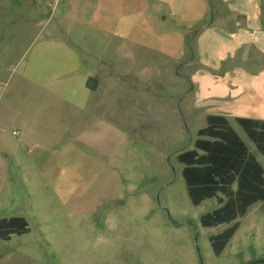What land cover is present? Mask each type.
<instances>
[{
  "label": "rangeland",
  "instance_id": "1",
  "mask_svg": "<svg viewBox=\"0 0 264 264\" xmlns=\"http://www.w3.org/2000/svg\"><path fill=\"white\" fill-rule=\"evenodd\" d=\"M88 1L62 0L57 9L40 0L55 19L47 31H27L16 15L24 5L0 0V114L12 105L14 120L0 139V220L23 217L30 229L0 238V264H264V201L238 219L217 256L210 237L232 224L202 226L219 205L192 203L178 161L207 116L221 114L264 168V155L236 122L264 120V14L247 20L246 0H227L225 8L219 0H120L125 8L107 15L105 32L92 24L103 19ZM61 17L58 37L76 53L49 47L41 61L48 70L54 61L72 63L82 48L91 60L110 39L102 49L119 80L106 77L87 112L45 91L48 79L38 78L51 73L36 56ZM255 32L263 36L258 45ZM84 120L89 141L77 128ZM24 122L36 139L26 140ZM40 123L55 137L57 125L69 133L44 141Z\"/></svg>",
  "mask_w": 264,
  "mask_h": 264
},
{
  "label": "trees",
  "instance_id": "2",
  "mask_svg": "<svg viewBox=\"0 0 264 264\" xmlns=\"http://www.w3.org/2000/svg\"><path fill=\"white\" fill-rule=\"evenodd\" d=\"M88 86L96 90L97 80L89 79ZM236 122L264 155V120L238 117ZM178 161L184 165L183 177L192 203L199 206L205 200L216 199L219 205L202 216V226L232 224L210 237L219 256L238 231V219L245 217L251 206L264 201V168L228 118L221 115L208 116L207 126L198 131L194 148L179 154ZM29 231L23 217L0 220V238L4 240Z\"/></svg>",
  "mask_w": 264,
  "mask_h": 264
},
{
  "label": "crops",
  "instance_id": "3",
  "mask_svg": "<svg viewBox=\"0 0 264 264\" xmlns=\"http://www.w3.org/2000/svg\"><path fill=\"white\" fill-rule=\"evenodd\" d=\"M18 1L21 4V8H22V4L24 5L23 7H25V12H26L25 13L22 10H18L16 14L17 16H20L23 19V24L21 25V28L26 29L28 31L29 29H31V27H34V28H41V31H47L52 21L55 18H52V16H49V18H46L45 9L39 6L40 0H18ZM61 1L62 0H42L44 6H51L50 3L54 2V7L57 9L59 8ZM119 2L120 0H93V2L89 0L87 4L88 3L91 4V7L93 8L97 7L98 9L97 11L99 10L101 11L102 19H103L101 22H92V24L96 23L97 25H99V28H98L99 30H105V32H108V30H110L109 28L110 23H109V19L107 15L111 11H114L116 9L120 10L123 7L119 5ZM245 2H246V12H245L246 17L245 18L247 20H250V21L252 20L256 22L257 18L260 15L264 14V0H246ZM218 4L222 8L228 7L227 0H219ZM3 8L0 7V13L5 12V9L3 12ZM73 9L74 8L71 5V9L70 11L66 12L67 13L66 15L71 17L72 14L74 13ZM26 14H28L29 16H25ZM261 19L264 21V17H261ZM5 20L8 21L9 18L5 16ZM8 22L9 24L11 23L10 21ZM262 23L263 22H261V25H259L258 27L261 26L262 28ZM0 25L2 26L1 21H0ZM54 26L57 27L56 33L48 32V35H47L48 37L44 40V43L42 47L40 48V50L38 51V54L36 56L37 65L38 66L40 65L39 67L41 69H46V71H51V73L42 74V75L40 74L41 76L40 77L38 76V78H41V79L43 78L48 79L49 85H46V83L43 82L44 85H41V87H43V89L47 91L48 93H57V96H59V98L64 103H67L68 105H72L71 103H73L76 105L77 110L81 112H85V111L87 112V110L93 107L92 101L102 89L104 79L108 77V80L110 79L116 80V81L119 80L118 74L116 72L112 71V69H110L109 71V66L111 65V63L109 62V58L104 55V49H102L104 46L105 47L109 46L110 39L103 37L102 40L100 41L101 52H102L101 55L96 56L95 54L94 57L91 60H89L91 56H87L88 53L82 54L83 53V48H82L81 53L80 54L77 53L79 54L77 57L73 56L72 63L70 64L59 63L61 60L59 62L54 61L55 64L52 66V69L48 70L41 62L43 60V57H46L47 55L46 52L44 51H47L49 47H54V48L61 47L60 50L63 49L62 38L58 37V30L62 28V17L60 18V20L57 21V23ZM67 35L68 33H66V36ZM252 35H253L254 44L256 45L260 44L261 40L263 39V36L257 32H255ZM118 37H119L118 42H120V36ZM121 40H122L121 42H125L124 39L121 38ZM73 45L74 44H71V43L68 44L70 48ZM63 50H64V54L67 53L68 55L69 53L71 54V52L76 53L71 50L69 51L66 49H63ZM105 69L108 70L109 73H107ZM56 77H58V79ZM65 77H67V80L69 79L68 77H71L70 79L71 81L62 82L63 83L62 84L61 81ZM89 79L97 80L96 90H92L91 88H89L88 86ZM97 106H101V104ZM5 110H6L5 114L3 113L0 114V139L1 138L3 139V137H5V134L7 135L10 134V132L8 131L7 124L8 123L12 124L10 128H12L14 124V120L9 114V113L12 114L13 106L9 105V107L7 106ZM214 115H221V114H214ZM221 116H225V115H221ZM88 125L89 124L87 121H85V126L83 124V121H81L79 122V126L77 127L82 132L81 133L82 138L80 137V135H77V136H79L81 139L86 140V141H89L93 134L92 131H88L87 129H85L88 127ZM71 126L74 127V124L72 123ZM25 127H26V130L24 129ZM61 127H62L61 125H57V131H58L56 133L57 137L58 136L63 137L65 134L69 133L68 131H66V129L64 131L63 128ZM35 128L37 130L39 129L43 131V123H40ZM20 129H21L20 131L24 129V131L26 132L25 137L27 141H32L31 139H36L35 133H34V127H32L30 123L24 122ZM43 133H44V141H54L55 138H57L55 137V134L52 132H49L48 129L46 131H43ZM12 134L18 136L19 132H12ZM42 139H43V135H42Z\"/></svg>",
  "mask_w": 264,
  "mask_h": 264
}]
</instances>
